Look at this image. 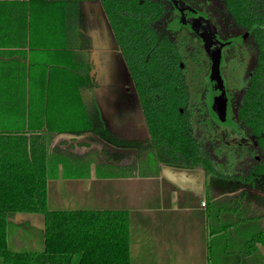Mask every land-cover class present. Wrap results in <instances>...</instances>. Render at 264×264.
<instances>
[{
    "label": "trees",
    "instance_id": "16d2710c",
    "mask_svg": "<svg viewBox=\"0 0 264 264\" xmlns=\"http://www.w3.org/2000/svg\"><path fill=\"white\" fill-rule=\"evenodd\" d=\"M38 1L0 0V33L27 32V18ZM99 1L129 66L149 125L147 141L130 142L131 147L144 149L139 150L140 157L144 156L143 170L155 172L163 166L203 170L209 199L215 197L216 187L226 188L227 179L252 182L255 177L264 178V0H209L221 34L230 41L225 53L226 75L235 76V70H240V78L245 80L241 102L235 104L236 122L254 136L261 161L249 160L247 151L229 148L226 134L214 128L204 102L196 99L210 61L198 47L160 28L167 11L165 1ZM232 50L238 51L236 55ZM18 77L26 79L23 73ZM12 91V113L25 115L26 88L19 85ZM8 109L7 103L0 105L6 116ZM47 125L0 120V264H131L128 210H50L48 190L55 159L72 157L58 151ZM95 132L106 137L105 128ZM113 139L114 144L121 142ZM229 198L231 207L224 209L234 213L233 226H252L248 248L240 251V259L247 262L249 256V264H264V197ZM17 213L46 215L43 252L10 248L14 224L10 218Z\"/></svg>",
    "mask_w": 264,
    "mask_h": 264
},
{
    "label": "crops",
    "instance_id": "0c3cea01",
    "mask_svg": "<svg viewBox=\"0 0 264 264\" xmlns=\"http://www.w3.org/2000/svg\"><path fill=\"white\" fill-rule=\"evenodd\" d=\"M81 6L91 42L89 51L80 31L78 5L72 0H40L27 18V32L0 33V105L7 103L9 108L7 116L0 111V120L44 122L54 131L55 143L67 141L68 146L74 145L73 150L81 155L74 165L89 169L90 176L93 170L94 177L77 173L69 184L78 193L88 195L91 186L106 184L109 176L97 175L96 162L83 157L91 149V142L85 139L103 126L116 136L122 131L130 134L136 128L137 133L139 126L135 116L116 108L120 83L105 79L111 70L110 60L119 64L121 60L112 49L111 34L106 32L102 6L97 1H83ZM89 64L94 66L92 76L99 79L95 88L87 80ZM20 73L26 79L16 78ZM19 85L26 88L25 115L12 113V89ZM60 124L72 130L54 129ZM114 178L115 190L121 191H115L116 200L111 205L120 206L121 201H127L125 196L129 197L131 264L250 263L249 256L247 262L240 259V251L248 248L252 226H233L234 213L224 209L231 207L229 197L209 199L205 189L180 188L163 174L146 179ZM212 203L216 207H211ZM14 223L39 229L43 235L44 230L37 226L40 221Z\"/></svg>",
    "mask_w": 264,
    "mask_h": 264
},
{
    "label": "flooded vegetation",
    "instance_id": "af4514ba",
    "mask_svg": "<svg viewBox=\"0 0 264 264\" xmlns=\"http://www.w3.org/2000/svg\"><path fill=\"white\" fill-rule=\"evenodd\" d=\"M83 1H97L100 3L99 0H78L77 5L79 9V16L81 18V33L84 36V39L86 40V47L87 51L90 49L91 42L89 38L86 36V18L82 10L81 4ZM166 4V14L163 17V19L160 21L159 24H161L160 28L165 31V34H169L171 36H178L182 40H186L187 44L194 45L199 48L200 52H204L206 55H204V59L209 60V68L206 69V72H204L202 77V82L200 85V89L198 91V95L196 96V99L202 103L204 102L206 106V114L208 118L212 121L214 124V128L217 130H221L223 132V135L226 136V142L228 144L229 148H235L238 149V152L247 151L249 155V160L252 158L253 160H262L263 156H261L257 149H256V143L254 136L248 134L247 132L241 130L237 124V117L238 113H236L235 104H240V100L242 97V92L244 91V87L240 89L237 85H234L233 83H238V80L236 82L234 76H227L225 69H227V60L225 53L229 49V43L230 41H227L224 33L221 34L220 29L218 28V21L216 17L214 16L213 12V18L209 16L205 10H196L192 6L194 10H196L200 15H202L206 20H208L214 32L216 33L219 41L223 44L222 50H221V57L219 60V72L217 74H213V59L211 57V54L206 46L204 38L199 34L198 32V26L197 24L192 21V23H185L183 21V16L181 11L178 9L176 4L173 0H163ZM185 1V0H183ZM186 2V1H185ZM187 3V2H186ZM101 4V3H100ZM189 5V4H188ZM102 6V4H101ZM190 6V5H189ZM209 7V6H208ZM104 19L106 22V32L111 34V42H112V49L114 53L120 58L121 64L118 63L115 59L110 60V66L111 70H108L107 76L105 79L113 80L114 82L120 83V90L122 88L124 89L125 86V94L129 95L132 93V89L135 90L138 98V109L133 114V112H130L129 107L126 108V111L135 116L137 119V124L139 126L138 132L135 133L136 129H131V133L127 134L125 131H122L121 135H115L114 132L105 126L98 128L103 129L105 128L106 133L103 137L99 134H97L94 130L93 136H90V138H87L85 140H89L91 142V149L90 151L82 154L83 157H86L87 160H93L96 162V164L99 166L101 163L111 164V165H119L122 168H124V173L126 177H133V176H139L141 178H155L161 176L163 174V168L168 166H163L161 170L159 171V175H155V172H149V173H143V165L142 162L144 160L140 157L139 150L144 151V149H141L140 147H137L139 149H136L134 147H131V143L133 141H147L148 138H150V129L149 125L147 124L143 109H142V103L140 101L136 84L134 82V79L132 77V74L129 70V66L127 65L126 61L124 60L121 52V48L117 43V40L114 36L112 27L110 25L109 19L107 18L103 6L101 7ZM210 9V8H209ZM221 28V27H220ZM207 29L211 30L210 27L207 26ZM222 29V28H221ZM222 31V30H221ZM238 51L232 50V53L236 55ZM116 56V57H117ZM118 57L116 59H118ZM93 65L90 66L89 64V70L87 74V80L89 81V84L91 88L98 87L99 85V79L97 75L92 76V73L90 70H93ZM181 67L184 68V64L181 63ZM208 67V66H207ZM114 68V69H113ZM232 78V79H231ZM222 84H221V82ZM245 84V83H244ZM221 85H223V89L221 88ZM117 96V94H116ZM118 97V96H117ZM192 97V96H191ZM119 98V97H118ZM184 97H182L183 100ZM119 102V101H117ZM180 112L184 113V110L180 108ZM97 130V129H96ZM140 132V134H139ZM54 134V131H52ZM139 134V136H138ZM107 136L109 138H107ZM114 138L119 139L121 142L117 141L116 144L113 143ZM56 138V135H55ZM58 147V151L63 152L67 155L73 154L77 157H81L79 153H76L73 149V146H68L67 141H59L56 143ZM219 152H225V149H217ZM144 154V153H143ZM71 156V155H70ZM137 168V169H136ZM173 168V167H170ZM136 169V170H135ZM176 170L181 171H189V172H203V178H204V188L206 194L209 198L208 194V188H207V182H206V176L203 170H192V169H180V168H173ZM246 180V179H245ZM227 186L224 189H221L222 187H216L215 189V197H223V196H237L241 201H245L250 198V196L254 195H260L264 197V178L255 177L252 182H246L241 180H234V179H227ZM255 182H258L257 184ZM259 184V185H258ZM219 186V185H218ZM260 187H263V190L260 189ZM181 188V187H180Z\"/></svg>",
    "mask_w": 264,
    "mask_h": 264
},
{
    "label": "rangeland",
    "instance_id": "374dc122",
    "mask_svg": "<svg viewBox=\"0 0 264 264\" xmlns=\"http://www.w3.org/2000/svg\"><path fill=\"white\" fill-rule=\"evenodd\" d=\"M187 4L192 6L196 10H205L213 18V11L209 9L210 4L209 0H185ZM46 52H49L46 50ZM53 61H56V55L54 51H51ZM235 81L238 80V83H233L238 87L243 88L245 80L240 78V70H235L233 73ZM125 89V86H124ZM116 90L117 98L116 101H119L116 104L117 110L125 109L129 107L130 112L135 114L138 109V98L135 90L132 89V93L129 95L125 94V91ZM67 124H60L59 126H55L54 129L57 130H72ZM140 134V132H139ZM138 134V136H139ZM72 158H56L55 159V167L52 168V174L54 177L49 180V208L50 210H105V209H122L128 210L127 201H129V197L125 196L127 201L122 202L120 206L111 205L112 201L116 200L115 191L119 192L121 190H115L112 183H114V176H124V168L117 165H111L106 163H101L97 167L96 173L99 176H109L106 180V184L99 185L100 183H95V185L91 186L92 190L88 195L78 193L77 190H73L72 184H69L79 175L88 178L89 169L78 168L75 166L76 156L70 154ZM155 169V168H153ZM147 170H150L149 168ZM144 168L143 173H149ZM156 170V169H155ZM91 176L93 175V170H91ZM84 172V173H82ZM159 170L155 171V175H159ZM101 177V178H102ZM105 182V181H103ZM124 190V189H123ZM123 192V191H122ZM127 194V193H126ZM128 195V194H127ZM129 196V195H128ZM116 207V208H114ZM211 207H216L215 204H211ZM215 209V208H214ZM10 248L18 251H27L30 253H41L44 250V238L39 229L27 228L22 225H18L16 223L12 224L10 227Z\"/></svg>",
    "mask_w": 264,
    "mask_h": 264
},
{
    "label": "water",
    "instance_id": "95a60500",
    "mask_svg": "<svg viewBox=\"0 0 264 264\" xmlns=\"http://www.w3.org/2000/svg\"><path fill=\"white\" fill-rule=\"evenodd\" d=\"M173 1L178 7V9L181 11L183 21L185 23H192V21H194L195 24L199 25L198 32L204 38L206 46L213 59V74H217L219 72V60L221 57V50L223 44L219 41L216 33L212 28L211 23L206 20L202 15H200L196 10H194L191 6H189L185 1ZM207 26L210 27L211 30L207 29ZM221 88L224 91L223 85H221ZM163 175L165 178L182 188L186 187L199 190H203L204 188V178L202 171L193 173L189 171L176 170L170 167H164ZM10 220L19 223H22L24 221H30L32 223L40 221V224H38L37 226L42 228L44 231L46 228L45 214L17 213L15 214V218H10Z\"/></svg>",
    "mask_w": 264,
    "mask_h": 264
}]
</instances>
